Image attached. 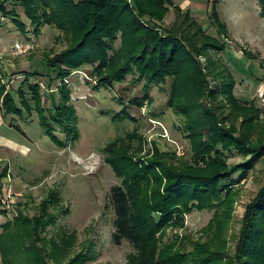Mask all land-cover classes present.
I'll return each mask as SVG.
<instances>
[{"label": "trees", "instance_id": "obj_1", "mask_svg": "<svg viewBox=\"0 0 264 264\" xmlns=\"http://www.w3.org/2000/svg\"><path fill=\"white\" fill-rule=\"evenodd\" d=\"M218 1H213L212 25L228 36L217 13ZM259 2L264 17V0ZM11 3L24 8L34 36L46 26L62 32L66 49L55 60L46 58L50 73H56V77L49 75V87L54 90V81L61 80L58 89L62 102L48 116L42 102V84H32L29 76L16 93L21 105L2 85L0 107L5 116H22L24 110L31 113L25 92L28 85L46 134L58 146L66 148L79 137L71 88L65 83L73 71L90 66L98 86L105 87L123 83L133 75L144 82L145 97L134 99L137 105L150 100L153 85L171 81L169 106L183 118L192 159L164 152L155 144L152 151L143 154L142 144L134 147L125 139L105 148L106 162L122 179L110 194L115 213L112 239L117 246L128 242L134 248L128 264H264V185L246 209L235 252L227 251L226 233L233 221L236 186L264 159L260 109L255 102L242 103L236 95L233 73L213 56L226 50L227 41L210 35L189 11L169 0H0V17L12 18L26 33L28 26L15 8H9ZM172 7L176 20L167 26L165 18ZM117 117L135 120L126 111ZM58 131L66 134V141L56 136ZM137 137L136 132L128 135L129 139ZM235 155L242 161L230 164L229 158ZM3 178L0 176V186ZM2 199L0 206H4ZM59 202L60 197L53 192L42 202L39 216H22L15 219L14 226L5 227L0 264H50L39 233L55 223L57 216L51 209ZM205 209L217 210L203 230L206 240L195 241L188 253L181 246L187 237L183 243L178 235L169 244H162L169 228L183 229L187 214ZM62 240L56 250L57 263H81L82 254L71 256L78 241L76 235L65 234Z\"/></svg>", "mask_w": 264, "mask_h": 264}, {"label": "rangeland", "instance_id": "obj_2", "mask_svg": "<svg viewBox=\"0 0 264 264\" xmlns=\"http://www.w3.org/2000/svg\"><path fill=\"white\" fill-rule=\"evenodd\" d=\"M213 1L206 12L209 22L201 24L210 35L227 41L226 50L213 53V56L233 73L237 82L236 95L242 103L255 102L258 105V120L264 124L262 6L259 0H219L217 13L226 25V36L212 25ZM208 2L203 5L205 9ZM9 8H15L19 18L28 26V32L19 30L12 18L0 17V88L6 86L20 106L16 93L30 76L32 84H42L43 107L48 109L50 116L55 105L62 102L58 89L62 83L56 79L53 83L55 89H50V77H56V73H50L46 58L55 60V56L66 49L65 39L60 30L51 26L44 27L34 36L24 8L19 3H11ZM173 11L174 20L164 22L167 26L176 20L177 13L175 9ZM17 41L30 43L33 49L15 57L11 52ZM116 46L120 47V41ZM91 71L92 67L85 66L65 79L71 88V105L77 113L79 132V137L69 142L66 148L58 146L46 134L28 85L25 92L32 105L31 113L24 110L22 116H5L0 107V176L4 177L0 186V197L4 200V206H0V242L7 225L14 226L15 219L22 216H39L42 202L55 192L60 202L51 212L57 219L39 233L41 245L47 250L45 258L50 264H58L56 250L57 246H62L65 234L77 237L71 256L83 255L78 264H128L129 256L135 253L128 242L117 246L112 239L115 213L110 194L114 187L122 184V179L106 162L105 148L109 143L125 139L134 147L142 144L145 147L143 154L152 151L155 144L162 151L177 153V157L184 160L193 157L191 142L183 129V118L169 106L170 80L165 85H153L149 90L150 100L137 105L133 100L145 97L144 82L129 75L123 83H116L113 87L98 86V79L91 75ZM35 72L40 75L32 76ZM123 111L135 120L117 117ZM135 132L138 137L129 139L128 135ZM56 136L62 141L67 140L62 131ZM241 161L238 155L229 158L230 164ZM263 185L264 159L236 186L238 196L233 221L226 233L230 254L235 252L246 209ZM216 211L194 210L187 214L185 227L169 228L162 244H169L179 235L182 243L188 238L181 245L182 250L186 253L192 251L195 241L206 240L203 230Z\"/></svg>", "mask_w": 264, "mask_h": 264}, {"label": "crops", "instance_id": "obj_3", "mask_svg": "<svg viewBox=\"0 0 264 264\" xmlns=\"http://www.w3.org/2000/svg\"><path fill=\"white\" fill-rule=\"evenodd\" d=\"M169 1L171 3H173L175 6L180 7L183 11H189L200 23H202L203 21L209 22L207 20L208 15L206 14V12H208L210 10V5L212 3V0H210V2H208V0H177V1L176 0H169ZM207 2H208V4L206 5L207 7L205 9L203 5L206 4ZM173 9H174V7L171 8L170 12L166 16L165 22L168 19H170L172 21L174 20ZM205 18H206V20H205Z\"/></svg>", "mask_w": 264, "mask_h": 264}, {"label": "built area", "instance_id": "obj_4", "mask_svg": "<svg viewBox=\"0 0 264 264\" xmlns=\"http://www.w3.org/2000/svg\"><path fill=\"white\" fill-rule=\"evenodd\" d=\"M33 49V46L30 43H24L17 41L12 48V55L15 57L28 54L30 50ZM1 57V56H0Z\"/></svg>", "mask_w": 264, "mask_h": 264}]
</instances>
